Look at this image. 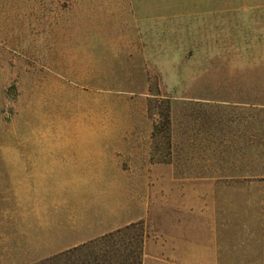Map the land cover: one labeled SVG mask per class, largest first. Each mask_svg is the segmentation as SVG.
Listing matches in <instances>:
<instances>
[{
    "label": "rangeland",
    "instance_id": "obj_1",
    "mask_svg": "<svg viewBox=\"0 0 264 264\" xmlns=\"http://www.w3.org/2000/svg\"><path fill=\"white\" fill-rule=\"evenodd\" d=\"M105 104L159 166L142 264H180L195 224L264 264V0H0V147H102Z\"/></svg>",
    "mask_w": 264,
    "mask_h": 264
},
{
    "label": "crops",
    "instance_id": "obj_2",
    "mask_svg": "<svg viewBox=\"0 0 264 264\" xmlns=\"http://www.w3.org/2000/svg\"><path fill=\"white\" fill-rule=\"evenodd\" d=\"M99 108L94 123L102 147H71L77 135H55L59 143L53 148H29L28 142L0 147V264H35L148 215L159 166L149 149H134L137 135L110 132L108 105ZM84 113L90 122L92 115ZM190 182L187 187L204 185ZM140 188L148 189V200L142 201ZM231 236L198 224L182 227L180 264L234 260L230 247L237 242ZM152 238L145 234L143 245ZM146 256L142 252V261Z\"/></svg>",
    "mask_w": 264,
    "mask_h": 264
},
{
    "label": "trees",
    "instance_id": "obj_3",
    "mask_svg": "<svg viewBox=\"0 0 264 264\" xmlns=\"http://www.w3.org/2000/svg\"><path fill=\"white\" fill-rule=\"evenodd\" d=\"M167 100L160 101L164 124L170 120ZM143 237L141 222H136L35 264H142Z\"/></svg>",
    "mask_w": 264,
    "mask_h": 264
}]
</instances>
